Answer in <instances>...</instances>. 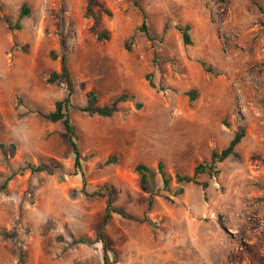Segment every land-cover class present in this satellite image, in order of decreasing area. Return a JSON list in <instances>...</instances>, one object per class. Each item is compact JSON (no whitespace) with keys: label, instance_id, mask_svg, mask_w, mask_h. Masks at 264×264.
<instances>
[{"label":"rangeland","instance_id":"rangeland-1","mask_svg":"<svg viewBox=\"0 0 264 264\" xmlns=\"http://www.w3.org/2000/svg\"><path fill=\"white\" fill-rule=\"evenodd\" d=\"M144 15L151 40L137 31ZM62 61L70 82L47 83ZM69 89L78 108L89 91L99 106L136 98L111 118L70 111L84 175L62 121L45 116ZM240 128L215 176L163 190L159 162L175 189V173ZM26 161L51 174L0 189V264H264V0H0V186ZM138 163L154 170L150 206ZM113 208L126 218L111 212L104 252L97 230Z\"/></svg>","mask_w":264,"mask_h":264},{"label":"trees","instance_id":"trees-1","mask_svg":"<svg viewBox=\"0 0 264 264\" xmlns=\"http://www.w3.org/2000/svg\"><path fill=\"white\" fill-rule=\"evenodd\" d=\"M89 2H93V0H89ZM91 10V7H87V11ZM30 14V10L28 9L27 5H22L19 13V19L24 18L25 16H28ZM9 27L13 28L11 23L7 20ZM18 28V25L17 27ZM176 29L180 33L182 37V42L185 46L192 45L191 41V36H190V29L191 26L189 24L184 25L183 27L177 26ZM137 31L144 33L145 36L151 40L153 39L150 33V30L147 26V19L146 16H143V20L141 25L137 28ZM126 48L129 49V44H126ZM202 68L205 71H209L207 69L206 65L204 62H200ZM146 79H150L146 76ZM57 80H64L67 82H70L69 78V73L67 70V66L65 64V61H62V66L60 72H52L50 75L47 77L46 81L47 83H53ZM150 85L152 83L150 82ZM188 96H190V99L193 101L196 97V91L191 90L188 93ZM136 98L134 95H118L115 98H113L108 104L104 105H97L98 102V97L97 94L94 93L93 91H89L87 93V105L83 108H78L75 106L73 99H72V91L71 89L68 90L67 95L60 100H57L54 103V109L48 113H46V118L51 120V121H62L64 129H65V136L68 139V142L71 147V151L73 153V158H74V163H73V168L76 171H79L82 175H84L83 171V165L82 162L84 160V157L81 155L80 149L78 147V134L76 127L74 125V122L71 118L70 111L71 110H78V111H83L88 113L90 116H99L103 118H111L114 113L116 112L115 105L117 102L120 101H134ZM136 108L140 109L141 105L136 103ZM244 137V130L240 128L238 131H236L231 138V140L228 142L227 146H225L223 149L220 151L212 150L210 152L209 159L207 161H202L198 163L194 169L191 175L188 174H180V173H175L174 174V179L177 184L175 189L171 188V181L172 177L167 174L164 168V163L159 162L157 164V171L159 175L161 176L162 180V188L166 192H168L170 195L173 196H181L184 193V189L181 187L183 184H190V183H197V177L200 174H207L209 177L215 176L218 171V164L226 160L227 158L231 156H236V147L237 145L241 142L242 138ZM3 147V146H1ZM12 148H14L13 145H11ZM114 156H110L105 160V164L112 163ZM54 169L59 168V166H56V163H53ZM24 171H29L32 174H40V173H47L51 174V171L48 169L47 166L44 165H34L33 163L26 161L24 162V165H19L15 170H13L9 175L5 177L4 182L0 186L1 190H4L7 186V183L16 175H22ZM134 171L137 173L139 180H140V185L142 188L145 190V192L150 193V201H149V206L152 203L153 196L156 194L154 193L155 189V179H154V170L150 167H148L145 164L138 163L134 167ZM111 212L120 215L123 218H126V215L117 208H113L110 212H107L103 222L99 226L97 233L99 240L102 243V248L104 252L107 251L108 247V242L106 235L103 231L104 226L107 224V222L111 218ZM148 224H151L148 222ZM86 241L80 239L79 243H85ZM104 264H109L108 263V257L104 255Z\"/></svg>","mask_w":264,"mask_h":264}]
</instances>
